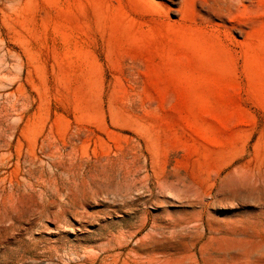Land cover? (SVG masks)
<instances>
[{"label":"rangeland","instance_id":"1","mask_svg":"<svg viewBox=\"0 0 264 264\" xmlns=\"http://www.w3.org/2000/svg\"><path fill=\"white\" fill-rule=\"evenodd\" d=\"M0 264H264V0H0Z\"/></svg>","mask_w":264,"mask_h":264}]
</instances>
